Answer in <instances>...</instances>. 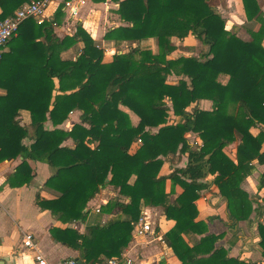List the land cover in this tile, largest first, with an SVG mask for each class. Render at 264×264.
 <instances>
[{
    "label": "trees",
    "instance_id": "obj_1",
    "mask_svg": "<svg viewBox=\"0 0 264 264\" xmlns=\"http://www.w3.org/2000/svg\"><path fill=\"white\" fill-rule=\"evenodd\" d=\"M31 1L37 0H0V22ZM109 1L118 4L116 14L124 25L109 29L104 40L116 48L138 44L126 53H114L108 62L80 24L72 35H55L64 2L41 24L24 21L2 48L0 163L22 159L7 178L8 185L20 188L32 181L28 161L46 164L52 174L43 187L56 196L45 198L37 192L34 203L63 224L85 221L88 204L103 188H112L116 197L100 206L109 216L104 224L88 225L83 233L69 227L50 230L54 241L79 251L87 264L119 257L145 207L161 208L164 218L174 222L163 237L181 264H250L228 258L224 249L215 247L220 236L205 235L207 226L197 220L196 201L214 187L232 223L250 221L253 212L263 216L264 206L241 188L255 169L253 163L264 165V17L258 1L241 0L246 21L254 24L250 41L226 30L211 0ZM188 36L207 51L198 58L169 59L176 51L169 39ZM151 39L157 42V53L140 45ZM77 44L81 48L76 56L62 59L61 54ZM171 75L180 78L177 84H168ZM220 75L228 77L225 84L217 81ZM202 101L211 102V109L198 108ZM21 111L29 113L28 127L21 125ZM74 111L81 112L79 123L68 131L59 128ZM130 114L138 119L135 126ZM47 121L53 129H45ZM189 133L196 134L201 145L190 143ZM29 136L32 143L25 145ZM69 140L72 147L63 145ZM234 141L236 162L224 151ZM168 156L177 161L161 176ZM182 156L186 164L179 167ZM167 180L173 192L181 189L173 201L172 191L165 193ZM257 190L264 192V173ZM257 197L264 202V194ZM257 231L264 258L262 222ZM183 235L194 238L192 247Z\"/></svg>",
    "mask_w": 264,
    "mask_h": 264
},
{
    "label": "crops",
    "instance_id": "obj_2",
    "mask_svg": "<svg viewBox=\"0 0 264 264\" xmlns=\"http://www.w3.org/2000/svg\"><path fill=\"white\" fill-rule=\"evenodd\" d=\"M66 1H71L73 4H79V2L83 3L79 6L78 16L74 19L68 17L67 14L63 12L66 17L60 26H56L54 28V33L57 37L63 38L66 35H72L75 25L77 23L80 24L95 41L97 47L103 49L105 62L110 61L111 55L114 53H126V49L129 51L130 47H135L138 44L136 42H126L120 48H116L112 41L104 40V35L109 29L124 25L119 16L116 14L118 9L117 3L109 0L99 4H95L91 2V0ZM239 1L241 5L239 15L243 16L244 13L242 3L241 0ZM63 2L64 0H52L46 11V20L52 18L58 6ZM259 2L260 1H258V3ZM261 4L262 3H259L260 9L261 12L264 13V3L263 7ZM216 9L218 10L219 7L217 6ZM218 12L221 14L219 10ZM145 42L140 43V45H142L141 47L146 44ZM75 47L79 50L81 48V44H77ZM72 49H69L66 52L70 53L69 51ZM104 49L110 50L111 52H106ZM3 50L0 49V54ZM68 53H62V59H72L76 56L75 54L72 58H69L67 55ZM4 94L5 91L0 89V96ZM121 109H125L126 111H123L128 112V110L124 107H121ZM80 114L81 112L79 111L71 112L68 119L61 126H59V128L66 131L70 130L74 124L79 123ZM70 119L72 121L71 123L69 122ZM20 120L21 125L28 127L30 124L29 113L27 111H21ZM132 125L135 126L136 124ZM44 127L47 130L53 129L49 121L45 122ZM189 134L191 135L192 133ZM186 138L188 141L191 139L189 135H187ZM194 140L198 145H201V143L199 144L200 140L198 137H195ZM23 143L25 145H30L32 143L31 136L26 138ZM63 145L72 147V142L69 140ZM136 147L137 145H134L131 151H134ZM182 157L185 158L184 164L181 163ZM182 157L178 162L179 167H184L186 164V157ZM173 159L174 158H172V156L165 158V162L159 175L163 176L168 173ZM21 161V158H17L13 161H4L0 163V258L8 257V264H35L33 252L26 250L22 245L23 234L29 233L33 234L35 237L38 252L50 263L57 264L63 262L64 260L79 261V251L67 248L59 242L54 241L51 238L50 230L55 227H69L79 233H83L85 228L88 225L94 224V222L87 218L83 222L78 221L72 224H63L57 221L48 211H41L35 205L34 200L37 192L45 198H53L56 196L54 191L43 187L46 179L52 174V170L44 163L28 161L32 169V181L27 186L11 188L7 183V178L15 171V168ZM262 173L264 172H261V174ZM254 174L255 173H253V175ZM260 175L258 176V180ZM258 180L255 182L256 184L254 186V190L257 191V195L262 197L264 192L257 190ZM244 187L245 185L242 184V189L245 190ZM103 189L102 193L105 192ZM105 189L109 194L115 193L109 186H106ZM171 191V182L167 180L165 183V193L169 194ZM180 192L181 189L179 187H175L174 192L172 191L170 193V201H173ZM102 193L99 194L98 198L102 196ZM100 201L101 203L106 204L108 200L100 199ZM95 203L96 200H93L88 204V206ZM252 206L253 209L256 208V203H253ZM196 207L198 210L197 220L204 222L207 226V232L205 235L220 236L215 243L216 248L224 249L227 252L228 258L237 259L250 264H264V258L261 256V249L259 246L260 239L257 231V223L262 222L264 224V211L262 218L256 217L253 212L249 217L250 221L234 224L228 216L226 204L223 198L217 194L216 188L214 187L211 188L210 191H204L201 193L200 198L196 201ZM85 211H88L87 208ZM142 215L147 217L154 234L148 235L146 238H139L133 236L131 233V241L122 251L121 255L130 259L132 262L131 264H181V262L174 255L173 251L167 247L163 237L166 232L173 228L174 222L164 218L163 210L161 208L145 207L141 211V216ZM107 217V219L100 218L99 225L104 224L109 219L108 215ZM9 227L13 230L10 231ZM195 237L196 239L201 238L199 235H196ZM183 240L189 247H192L194 244V238L188 235H183ZM105 261L101 264H104Z\"/></svg>",
    "mask_w": 264,
    "mask_h": 264
},
{
    "label": "rangeland",
    "instance_id": "obj_3",
    "mask_svg": "<svg viewBox=\"0 0 264 264\" xmlns=\"http://www.w3.org/2000/svg\"><path fill=\"white\" fill-rule=\"evenodd\" d=\"M258 1H260L259 3H262L261 6L263 7L264 0H258ZM209 3L214 8H217V6L219 7L218 10L221 12V15L225 19V27L229 33L236 34L240 39H242L244 41H250L251 40L250 30L253 28L254 24H253V22H247L244 15L243 16L239 15V13L241 11V5H240L239 0H211ZM261 16H264V13L261 12ZM65 17H66V15L63 14L62 19L64 20ZM151 40H148L146 42L144 41L146 44H144L143 47L150 49L153 53H157L158 52L157 42L155 39H151ZM169 41H170V44L175 46V48H176V51L171 56L168 57L169 59H177L179 57L198 58L200 52L207 51V48L204 47L198 39H196L192 36H188L183 41L178 40L176 37H171L169 39ZM262 45L264 46V40L262 42ZM72 50L69 51L70 53H68L66 51L63 53H68L67 55L69 56V58H72L78 52V49H77V47H74ZM105 51L111 52L110 50H105ZM125 51L127 52L128 49H126ZM179 80H180L179 77H177L175 75H171L167 79V82H168V84H177L179 82ZM227 80H228V77L223 76V75H220L217 79V81L222 83V84H225L227 82ZM167 104H169V103L167 102ZM211 107H212V104L209 101H202L198 105V108L203 109V110H210ZM191 109H192V106L188 108V111H190ZM123 110H125V109H123ZM229 111L232 112L233 111L232 108L229 109ZM130 119H131L132 124H137L138 119L136 116H134L133 114H130ZM173 121L177 122V121H179V119H174ZM69 122L70 123L72 122L71 119ZM255 132L256 131H254V133ZM187 135H189V137H191L189 142H193L194 144L193 143L192 144L194 146H199L194 140L195 137L197 138L196 134H193V135L187 134ZM187 135H186V137H187ZM200 143L201 142L199 141V144ZM237 143H238L237 141H234L233 143H231L229 146H227L224 149L225 153L234 162H236V146H237ZM184 159L185 158L182 157V160H181L182 164H184ZM173 161H177V158H174ZM253 166L255 168V171L252 172L249 176L244 178V180L241 183V188H242V184L245 185L244 188L246 191L244 189L243 190L247 193V195L248 196L250 195V198L253 199L254 202L258 201L259 203L257 202V204L264 206V202H261L257 197L260 195H257L256 194L257 191L254 190V186L256 184L255 182L258 180V176L261 174V172H264V166L257 167L258 165H256V163H253ZM253 173H255V174L253 175ZM103 190L105 191L104 193H102V190L100 192V194L102 193V196L100 198L97 197L95 199L96 203L91 205V206L86 207L88 210L87 211V218H89L92 222H94V224H99L100 218L101 219L102 218L103 219L108 218L106 214H102L101 212H99V214H96L94 212L96 209H98L100 211V206L103 204L105 205V203H101L100 199L110 200V199L116 197L115 193L109 194L106 192L105 188ZM73 223H75V222H73ZM9 229H10V231L13 230L10 227H9Z\"/></svg>",
    "mask_w": 264,
    "mask_h": 264
},
{
    "label": "built area",
    "instance_id": "obj_4",
    "mask_svg": "<svg viewBox=\"0 0 264 264\" xmlns=\"http://www.w3.org/2000/svg\"><path fill=\"white\" fill-rule=\"evenodd\" d=\"M52 0H37L31 1L28 4L21 6L12 16L4 19L0 22V49L13 38L20 27V25L26 20H34L38 24H41L46 20V11ZM83 2L73 4L71 1L64 2L63 12L70 18H76L78 16L79 6ZM98 209L95 213H99ZM132 234L135 237L146 238L148 235H153L152 227L148 222L147 217L140 215L138 221L134 224ZM23 247L33 252V258L35 264H53L50 263L44 256H42L37 249V243L33 234L25 233L22 237ZM131 260L125 256L120 255L116 258H110L105 261L104 264H131ZM57 264H87L86 260H64Z\"/></svg>",
    "mask_w": 264,
    "mask_h": 264
},
{
    "label": "water",
    "instance_id": "obj_5",
    "mask_svg": "<svg viewBox=\"0 0 264 264\" xmlns=\"http://www.w3.org/2000/svg\"><path fill=\"white\" fill-rule=\"evenodd\" d=\"M9 258L8 257H2L0 258V264H8Z\"/></svg>",
    "mask_w": 264,
    "mask_h": 264
}]
</instances>
